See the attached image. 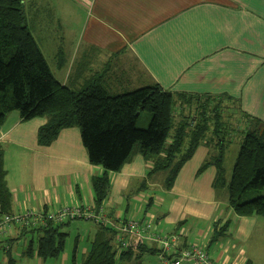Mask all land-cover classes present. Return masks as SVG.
<instances>
[{
	"label": "crops",
	"instance_id": "crops-1",
	"mask_svg": "<svg viewBox=\"0 0 264 264\" xmlns=\"http://www.w3.org/2000/svg\"><path fill=\"white\" fill-rule=\"evenodd\" d=\"M73 1L85 6L87 17L75 45L55 46L58 76L50 69L62 84L80 89L91 79H102L113 95L158 84L175 96L212 97L211 109L220 105L227 113H236L246 131L254 125L252 119L264 122V0ZM78 59L83 64L75 68ZM196 107L180 100L174 113L177 124L190 117L192 128ZM46 123V118L23 122L13 112L0 130L12 214L65 206L97 212L91 182L104 169L90 164L76 127L63 129L50 146H39L38 130ZM217 154L205 144L199 146L171 190L164 188L160 174L147 176L153 163L136 155L119 173L110 174L111 189L101 216L115 226L151 216L158 232L180 236L183 246L206 247L219 264H244L249 256L246 244L262 218L235 214L230 218L228 197L213 188L217 168L197 175L201 165ZM228 219L233 221L230 236L211 246L214 224ZM11 230L10 235H0L4 264L8 244L18 264H70L68 253L42 261L24 258L25 250L18 255L16 249L15 257L17 241L26 237L28 245L38 234L23 236L24 228L17 225ZM147 245L157 248L161 258L157 245Z\"/></svg>",
	"mask_w": 264,
	"mask_h": 264
},
{
	"label": "trees",
	"instance_id": "trees-1",
	"mask_svg": "<svg viewBox=\"0 0 264 264\" xmlns=\"http://www.w3.org/2000/svg\"><path fill=\"white\" fill-rule=\"evenodd\" d=\"M24 2L0 0V130L13 112H18L23 122L45 117L47 123L38 130L37 139L39 146L47 147L57 140L63 129L78 128L90 164L104 169V174L91 182L97 213L109 196L110 174L119 173L136 155L153 163L147 176L167 172L164 188L171 190L184 164L205 144L218 154L209 157L197 175L215 166L217 175L213 188L217 193L227 188L229 208L234 214L240 218L264 219V197L242 201L247 192L264 188V122L251 118L254 125L243 137L231 181L227 184L223 156L229 137H224L228 135L225 126H235L229 118L236 113H227L220 105L211 109L212 97L175 96L158 84L118 95L111 94L102 79H91L80 89L62 84L53 75L27 26ZM180 100L184 105L197 106L192 128L190 117L179 124L174 122L175 108ZM142 113L150 116L145 129L138 127ZM172 132V140L168 143ZM4 157L0 145L1 215L13 212ZM69 224L24 229L23 236L34 233L38 238L31 240L22 257H37L42 261L59 258L65 251L67 237L61 230ZM213 227L211 246L230 236L233 221L228 219ZM116 236L115 230L97 225L96 236L82 264H117L118 260L141 264L145 254L158 253L157 248L143 242L118 250ZM10 250H6L7 264H18ZM76 251L77 245L73 264H76ZM246 264L254 263L247 261Z\"/></svg>",
	"mask_w": 264,
	"mask_h": 264
},
{
	"label": "rangeland",
	"instance_id": "rangeland-1",
	"mask_svg": "<svg viewBox=\"0 0 264 264\" xmlns=\"http://www.w3.org/2000/svg\"><path fill=\"white\" fill-rule=\"evenodd\" d=\"M66 1L69 3V5L65 2V0H25L24 2V10L27 18V26L29 27L31 34L33 35L38 46L44 53V56L47 62L49 63L50 68L52 69V71L55 73L56 76H58V73L55 69V60H56L55 46L75 45L77 43L79 35H81L84 30L85 21L87 17L86 9L83 4H79L78 2H74L73 0H66ZM69 10L75 12L74 16L69 12ZM55 34H58L59 36H55ZM69 62L70 59L68 60V63ZM82 64L83 61L81 59H78L75 68L76 67L80 68ZM233 109H235V107ZM231 117L229 119L235 126L233 127L225 126V129L228 131V135L224 136L225 138H227V136L229 137L223 156V167L225 171V178L227 184L231 181L235 161L238 157L241 143L246 132V126L241 124L242 120L240 118H237L236 116L233 118ZM40 118H45V117H40ZM149 119H150L149 114L142 113L138 127L143 129L147 128ZM174 122L175 124L177 123L176 118L174 119ZM173 134L174 133L172 132L168 143L172 140ZM157 174H160V176H162L163 179H166L168 176V173L164 171L159 172ZM219 192H223L224 196L228 197L227 188H223ZM259 197H264V188L260 190H252L247 192L243 196L242 201H250L252 199H256ZM229 210H231L230 218H233L234 213L232 209ZM101 218L103 220H106L102 216ZM151 219H152L151 216H147L146 218V220L148 221H150ZM261 222L262 224L258 225L257 231L253 236L252 240L246 244L247 255L249 256H248V260H246L244 264H246L247 261H252V259H254V261L256 262L255 263L252 261L254 264H264V228L262 229L263 231L260 230V227L264 225L263 218ZM96 224L97 223L95 221H91V220H87V221L75 220L72 221L69 225H66L65 227L62 228L61 231L67 234L64 253L69 254L70 264H72L71 260L73 262V256H74L73 252L76 245H77L76 264L83 263L86 255L91 249L92 242L94 241V238L96 236V231H97ZM97 225H101V224H97ZM25 238L26 237H23L22 239L17 241V244L15 245V250L13 252V255L15 257H16L15 254L16 249L18 250L17 253L19 255L21 251L27 248L28 246L26 244L27 239ZM4 254H5V250L1 245L0 264L5 263L4 260L6 259V255ZM164 262L165 260L163 258H160V256L153 254H145L141 258V264H165ZM117 264H134V261L122 263L118 260Z\"/></svg>",
	"mask_w": 264,
	"mask_h": 264
},
{
	"label": "built area",
	"instance_id": "built-area-1",
	"mask_svg": "<svg viewBox=\"0 0 264 264\" xmlns=\"http://www.w3.org/2000/svg\"><path fill=\"white\" fill-rule=\"evenodd\" d=\"M75 220H91L97 224L109 227L117 232L115 243L118 250H126L131 241L155 244L160 249L161 258L165 264H219L210 256L206 247L198 245L183 246L178 235H163L158 232L151 221L146 219L125 220L115 226L101 218V212L85 206H65L55 211L35 212L32 210L18 214H3L0 217V235L12 233V227L17 225L24 229H45L51 224H65ZM6 246V250L11 249Z\"/></svg>",
	"mask_w": 264,
	"mask_h": 264
}]
</instances>
